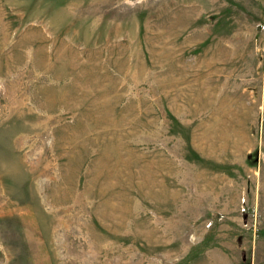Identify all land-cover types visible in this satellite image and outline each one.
I'll use <instances>...</instances> for the list:
<instances>
[{"label":"rangeland","instance_id":"rangeland-1","mask_svg":"<svg viewBox=\"0 0 264 264\" xmlns=\"http://www.w3.org/2000/svg\"><path fill=\"white\" fill-rule=\"evenodd\" d=\"M0 264H264V0H0Z\"/></svg>","mask_w":264,"mask_h":264}]
</instances>
